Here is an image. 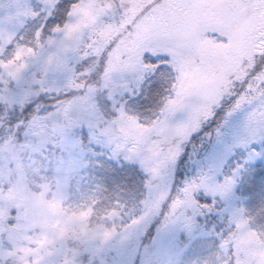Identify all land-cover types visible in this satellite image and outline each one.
<instances>
[{
	"label": "rangeland",
	"instance_id": "rangeland-1",
	"mask_svg": "<svg viewBox=\"0 0 264 264\" xmlns=\"http://www.w3.org/2000/svg\"><path fill=\"white\" fill-rule=\"evenodd\" d=\"M96 1L80 12L77 20H73V27L66 28L49 45L39 47L36 53H28L24 60L21 57L23 62L9 71L18 77L28 74L30 80L35 74L36 82L43 89L55 93L71 91L78 87V83L82 87L90 81L95 64L88 68L87 81L81 82L79 63L93 55L100 58L108 45L140 15L147 0H126L130 7L119 24L105 23L103 19L110 14L112 0H103L101 6ZM42 2L51 4L55 0ZM213 2L162 0L157 8L141 17L133 32L125 33L106 56L112 65L128 59L130 66L135 67L139 64V56L156 38L185 37L201 63L195 68L185 64L178 66L182 81L177 84V91L191 95L195 90V94L206 102L201 109L193 111V124L197 112L206 109L230 87L229 79L233 74L242 76L241 65L248 63V58L254 57L264 47L261 33L252 20L233 28L234 15L231 12L206 10ZM32 15L29 0H0V56L13 60L10 55L18 53L19 46L11 53H5V47L13 42L17 30L23 31L25 36L31 35L28 20ZM206 30L223 31L228 36V43L222 45L203 38ZM151 50L170 51L160 46ZM0 67L6 69L5 64H0ZM93 93L95 91L65 101V107L76 109L91 127H95L98 116L96 113L95 118L86 111L95 106ZM248 113L249 109L244 107L229 114L228 122L223 124L219 137L214 140L207 162L197 158L196 154L191 158L192 175L187 181L205 173V169L219 179V170L228 164L231 157L234 161L239 160V155L247 151L242 145L250 134ZM140 115L148 116V113ZM51 123L52 130L49 126L43 127L37 144L16 163L21 174L19 187L17 191L11 189L6 194L14 198L17 218L21 221V226H16L17 246L13 244L12 234L0 227L3 240L11 246L1 252L4 257H11L14 264H81L80 257L84 252L93 255L83 256L84 264H195L214 248L216 232L224 227L222 221L226 213L223 210L242 207L233 197L234 185L224 207L209 213L200 225L195 216L191 233L180 224L166 223L164 212L151 215L155 211L151 196L146 197L149 202L142 207L141 201L146 195L143 180L131 186L133 181L127 183L126 172L119 169L118 165L122 163L108 159L101 154V149L70 148V144L76 145V140L70 141V133L64 124L57 120ZM52 131L55 136L50 137ZM186 133L187 127L184 126L173 129L171 136ZM102 134L113 144L142 142V133L134 120L116 122L102 130ZM49 144L63 151L50 152L46 147ZM12 154H15L14 144H0V165L2 174L6 176L10 173ZM157 155L158 152L153 153L154 157ZM247 157L242 160L243 168L248 166ZM97 166H101L100 172ZM108 172L118 175L110 177ZM245 209L248 211V205ZM143 211L151 216L139 225L132 223ZM236 223V230L229 237L236 253L254 260L255 264H264V240L250 232L242 219H237ZM182 231L186 240L183 245L178 240Z\"/></svg>",
	"mask_w": 264,
	"mask_h": 264
},
{
	"label": "snow or ice",
	"instance_id": "snow-or-ice-1",
	"mask_svg": "<svg viewBox=\"0 0 264 264\" xmlns=\"http://www.w3.org/2000/svg\"><path fill=\"white\" fill-rule=\"evenodd\" d=\"M80 0H74L66 8L61 0H55L51 6L42 0H29L33 15L32 22H38V26L31 29V35L25 36L21 30H17L13 42L5 47V53L14 52L18 46H27L32 50V39H35L38 47H42L43 40L59 32L72 16V10ZM161 0H151L143 6L140 15L125 27L124 32L113 40L111 44L96 59L94 75H96V88L92 100L96 106L99 119L95 127L80 122L70 127V141L76 140L78 144L71 145L75 148L84 143V137H75L77 130L86 133L87 142L90 145L99 147L102 155L118 163L133 165L143 174V188L146 193L141 201L142 207L146 197L151 196V204L154 212L165 213L166 223L180 224L191 233L195 223V216L205 212L211 213L216 210L220 200H224L232 192L236 183V177L243 168V164L237 166L231 175H225L217 179L209 173H201L191 180L186 181L178 191H173L172 171L178 161L183 145L197 131L201 124L213 116L214 109L226 97L235 96L232 110H240L247 107L248 128L250 135L242 145L248 152V160L264 158V53H256L249 65L245 62L243 75L233 74L230 79V87L220 94L218 99L210 103L206 109L197 112V119L193 124L191 117L194 110L201 109L206 102L193 90L191 95H182L177 91V84L180 80L178 66L185 64L189 68H195L201 63L200 57L195 54L187 39L182 36H161L150 43L139 56V64L130 66L128 59L124 62L112 65L106 59L117 42L125 35L131 34L137 21L157 8ZM130 5L126 0H112L110 14L103 18L105 23L115 22L119 24L125 17ZM183 7V6H182ZM63 8V11L61 9ZM206 10L213 12L228 11L234 15L232 27L235 28L241 23L252 20L258 31L260 39L264 40V0H219L206 7ZM62 15L60 23H51L54 16ZM10 24L9 21H5ZM27 20L25 21V26ZM203 38L215 41L217 44L226 45L228 36L223 31L206 30ZM160 46L170 51L154 52L153 47ZM7 63L4 56H0V64ZM164 86L166 95L162 98L158 109L149 116H141L130 110L129 100L136 97L147 102L148 94L158 87ZM84 95V89H79ZM74 93H50L43 89L42 85L36 82L35 74L31 80L28 74H21L14 77L5 68L0 67V144L12 143L23 144L27 139V125L33 120L34 115L43 116L56 111L57 106L63 98ZM45 98L51 99V104H45ZM51 110H48V108ZM31 113L24 119H14L16 114H23L28 109ZM231 114V113H229ZM134 120L142 133V142L136 144L119 142L113 144L111 140L104 137L102 130L116 122ZM186 126L187 133L181 138L171 136L173 129ZM24 139L21 140L20 136ZM163 141V142H162ZM259 144L261 150L253 147ZM50 152L63 151L56 145L46 146ZM119 149L118 153L116 149ZM95 151V148L93 149ZM154 152L159 155L153 156ZM115 153V154H114ZM134 153V154H133ZM154 194V195H153ZM209 196V202H202L200 197ZM119 204V201H116ZM226 213L223 223L224 227L216 232V244L212 251L195 264H255L254 260L246 259L238 255L229 237L236 230L237 219H242L247 224V229L255 233L261 240H264V207L259 208L255 213L250 214L245 208L224 209ZM12 215L10 210V216ZM148 212H142L139 217L132 220V223L139 225L146 217L151 216ZM9 219V223H12ZM10 245L0 238V251L10 249ZM92 254L84 252L81 257ZM0 264H14L11 257L0 255Z\"/></svg>",
	"mask_w": 264,
	"mask_h": 264
},
{
	"label": "trees",
	"instance_id": "trees-1",
	"mask_svg": "<svg viewBox=\"0 0 264 264\" xmlns=\"http://www.w3.org/2000/svg\"><path fill=\"white\" fill-rule=\"evenodd\" d=\"M103 0H97L96 2L98 3V6H101ZM142 0H140L141 2ZM162 1V0H161ZM74 0H61V4L63 7L69 6L71 3H73ZM94 0H80V2L76 5V7L72 10V16L69 18L68 22L63 26L59 32L51 37H48L43 40L42 47H45L49 45L62 31H64L68 27H73L74 22L73 20H77L76 17L80 15V12L82 10H86L87 8H90V5H93ZM151 0L144 1V4L150 3ZM55 2L51 4H47L51 6ZM144 6V5H143ZM143 6L140 10V12L143 10ZM81 9V10H78ZM63 11V8L61 9ZM63 20L62 15H57L54 16L51 20V23H60ZM29 26L28 29H34L35 27L38 26V22H32L31 19L28 20ZM31 34V31H30ZM28 36V35H27ZM26 36V37H27ZM10 43V42H9ZM8 43V44H9ZM33 48L30 50L27 46H19L17 48L18 53H13L10 56H13L12 61H8L5 63L6 70L8 72L9 69H16L23 61L20 60L21 57H23V60L27 57V54L32 52L36 53L38 50V42L35 39H32L31 41ZM7 44V45H8ZM259 53H264V47ZM16 56V57H15ZM89 59H83L79 65H78V72L80 75V80L81 82L85 81V76L88 74L87 71H90L88 68L90 65L95 64L96 66V59L99 58L98 56H89ZM253 58V57H252ZM252 58H248V64L250 65L252 62ZM243 65V64H242ZM241 65V67H242ZM243 69V67H242ZM14 77H18L17 74H14L10 72ZM94 73V72H93ZM87 81V80H86ZM85 81V82H86ZM182 81V77H180L179 82ZM178 82V83H179ZM78 87H75L71 91H67V93H74L73 95H70L66 98H63L60 101V104L57 106L56 111L47 113L43 116L40 115H34L33 120L27 125L28 132H27V139L25 143L17 145L14 144V151L15 154H12L11 158V164H10V173L8 176L5 174H2V167L0 165V206L2 207L1 209V214H0V227L5 229L7 232L12 234V239L14 240L16 237V233H18V230L16 226H21L20 223L21 221L18 220L17 218V204L13 200V197H8L6 196L7 193H9L12 189V191H17L19 187V182H20V171L16 165V163L24 156L28 154V152H31V149L34 148V146L37 144L38 140L40 139L38 137V134H42V128L49 126L52 130L51 126V121L52 120H57L60 124H64V128L66 127V131L70 132V127L73 124H78L80 122H84V116L81 115L76 109L65 107V101L74 97V96H81L79 89H84V95H87L90 91H95L96 88V75L93 76V78L88 80L86 84H84L82 87L77 84ZM49 92V90H47ZM227 91V90H226ZM179 92V91H178ZM50 93H55V92H50ZM58 94H63L66 92H56ZM94 94V93H93ZM166 95L165 87L160 86L156 90L150 92L148 94L147 102L144 100L140 99V97H136L134 100L130 99L129 100V108L131 111L137 113V114H142V113H148V116L151 115L153 112H155L162 100V98ZM235 101V96L228 97L226 96L220 104L214 109V114L212 117L207 119L201 124V127L198 129L197 132L191 135V137L186 141L183 145V151L176 162L174 169H173V191L176 192L181 188L186 182L190 176L192 175V169H191V158L193 157L194 154L197 155V158H203L204 161L207 162L210 151L212 149V146L214 144L215 138L219 137L220 132L223 128V124L228 122L229 120V113L233 112L232 106ZM45 104L50 105L51 104V99L50 98H45ZM93 105L94 102H93ZM48 110H51L49 107ZM32 109H28L23 114H16L14 116V119H24L26 118L30 113ZM88 113L91 115H95L94 117L96 118V106H93L92 110H86ZM57 115L56 118H54V115ZM97 119L99 117L97 116ZM249 130V128H248ZM55 136L53 131L50 133V137ZM77 139L83 135L84 137V143L80 144L78 147L84 148V149H94L99 151L100 148L95 146V145H90L87 142V136L86 133L82 134L80 133L79 130L74 134ZM250 135V134H249ZM185 135H179V137L183 138ZM32 137V140L30 138ZM49 137V138H50ZM176 137V136H174ZM249 137V136H248ZM48 138V139H49ZM20 139L23 140L24 137L21 134ZM163 142V141H162ZM76 144H78V141H76ZM253 147L257 148V150H261V146L259 144H253ZM248 155L247 151H244L243 155H239V160L234 161V157H231L229 159L228 164L223 166L219 170V179H222L225 175H231L233 170L236 169L238 165L243 163L242 160L246 159L245 157ZM215 163H218L215 161ZM120 171H125L124 173L126 174L127 178L129 180H126V182H131V186H134V184L139 181L143 180V174L136 168L135 166H131L128 164H121L118 165ZM100 167L97 166L98 171L100 172ZM204 170V167H203ZM205 173H210V171L205 169ZM118 173L115 172H108V176L114 177L117 176ZM138 179V180H136ZM108 187H106L107 191ZM233 197L239 202V204L245 208L248 205V212L250 214H253V212L258 210L261 207H264V158H257L255 160H248V166L241 169L239 171V174L236 178V183H235V190L233 192ZM229 196V195H228ZM202 202H209L210 197L209 196H204L202 195L200 197ZM228 203V197L224 200H220V202L216 205V210H219L220 208L224 207L225 204ZM0 207V208H1ZM10 210L12 215L10 216ZM212 213V212H211ZM209 213L205 212L203 214H198L196 215V218L198 219L197 224L200 225L201 221L204 219V217H209ZM12 219V223H9V219ZM184 232H180V235L178 236V240L183 245V243L186 242L184 238ZM4 234H0V238L3 239ZM18 237L13 241L14 245H18ZM187 239V238H186ZM18 248V247H17ZM16 251H19L16 250ZM0 255L4 254L0 251ZM26 260V259H25ZM24 260V261H25ZM14 261V260H13Z\"/></svg>",
	"mask_w": 264,
	"mask_h": 264
}]
</instances>
